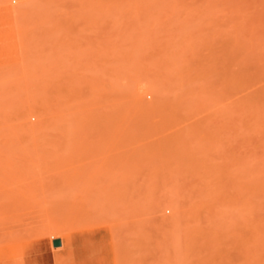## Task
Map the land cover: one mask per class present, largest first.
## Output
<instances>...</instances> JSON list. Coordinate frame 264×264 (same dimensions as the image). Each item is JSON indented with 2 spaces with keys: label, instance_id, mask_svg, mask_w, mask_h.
<instances>
[{
  "label": "rangeland",
  "instance_id": "374dc122",
  "mask_svg": "<svg viewBox=\"0 0 264 264\" xmlns=\"http://www.w3.org/2000/svg\"><path fill=\"white\" fill-rule=\"evenodd\" d=\"M0 264H264V0H0Z\"/></svg>",
  "mask_w": 264,
  "mask_h": 264
}]
</instances>
